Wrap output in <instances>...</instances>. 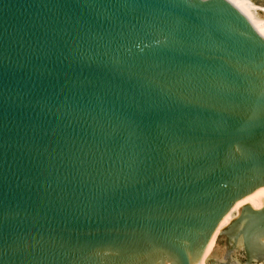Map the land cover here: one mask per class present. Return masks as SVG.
Instances as JSON below:
<instances>
[{
  "label": "water",
  "instance_id": "1",
  "mask_svg": "<svg viewBox=\"0 0 264 264\" xmlns=\"http://www.w3.org/2000/svg\"><path fill=\"white\" fill-rule=\"evenodd\" d=\"M0 264H264V0H0Z\"/></svg>",
  "mask_w": 264,
  "mask_h": 264
}]
</instances>
